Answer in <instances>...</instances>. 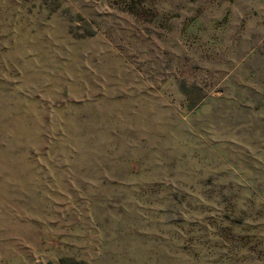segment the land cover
Wrapping results in <instances>:
<instances>
[{"label": "rangeland", "instance_id": "374dc122", "mask_svg": "<svg viewBox=\"0 0 264 264\" xmlns=\"http://www.w3.org/2000/svg\"><path fill=\"white\" fill-rule=\"evenodd\" d=\"M0 264H264V0H0Z\"/></svg>", "mask_w": 264, "mask_h": 264}]
</instances>
